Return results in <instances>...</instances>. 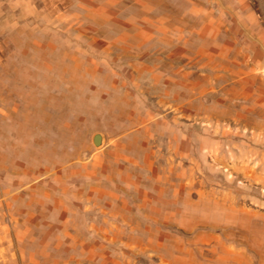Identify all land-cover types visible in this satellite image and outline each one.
Listing matches in <instances>:
<instances>
[{"label":"rangeland","instance_id":"1","mask_svg":"<svg viewBox=\"0 0 264 264\" xmlns=\"http://www.w3.org/2000/svg\"><path fill=\"white\" fill-rule=\"evenodd\" d=\"M0 264H264V0H0Z\"/></svg>","mask_w":264,"mask_h":264},{"label":"water","instance_id":"2","mask_svg":"<svg viewBox=\"0 0 264 264\" xmlns=\"http://www.w3.org/2000/svg\"><path fill=\"white\" fill-rule=\"evenodd\" d=\"M92 143L94 146H100L103 143V135L101 132H95L92 135Z\"/></svg>","mask_w":264,"mask_h":264}]
</instances>
